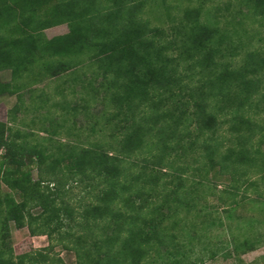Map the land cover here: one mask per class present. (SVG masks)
Returning <instances> with one entry per match:
<instances>
[{
  "label": "trees",
  "instance_id": "trees-1",
  "mask_svg": "<svg viewBox=\"0 0 264 264\" xmlns=\"http://www.w3.org/2000/svg\"><path fill=\"white\" fill-rule=\"evenodd\" d=\"M186 1L183 15L174 22L166 0H0V72L11 73L8 82L0 77V97L16 95L20 101L21 89L68 70L69 62L55 59L86 55L90 66L96 67L94 75L103 79L105 106L112 108L110 114H103L104 124L117 121L111 132L115 154L114 146L105 151L102 144L94 143L71 147L49 163L43 147H27L19 142L23 135L12 129L11 114L18 104L9 111L10 122L0 121V149L4 150L0 188L7 189L0 191V264H64L61 259L47 263L49 255L43 251L52 246L15 255L9 243L11 223L17 229L28 228L31 236H46L74 250L76 264H145L161 256L162 247L169 264H203L197 257L188 260L190 249L184 252L164 224L186 202L176 190L165 193L160 204L150 202L158 193V177L127 173L124 159L146 149L153 170L171 166L166 162L177 152L181 156L198 153L205 173L207 165L219 164L222 172H231L239 182L249 172H264V156L254 149V138L263 127L248 115L263 108L254 104L253 97L261 90L264 56L248 51L241 64L230 66L222 59L235 57L244 48L240 34L219 28L211 21L212 14L204 13L203 22L202 6L190 7L193 0ZM239 4L247 9L249 19L264 20V0H239ZM154 7L164 10L167 28L144 19ZM62 25L68 29L65 35L45 36V30ZM32 66L36 71H29ZM260 97L264 104V93ZM218 113L229 116L230 146L224 152L220 151L223 141L214 137L220 125ZM32 164L39 172L36 180ZM58 173L68 177L67 182L53 184ZM77 177L90 179L96 194L93 202L73 208L64 199L69 193L65 187ZM182 187L179 182L178 188ZM227 194L230 204L235 202V193ZM172 202L178 205L172 207ZM253 223L247 222L246 234L232 235L235 264H243L242 256L264 244V232ZM175 226L176 220L172 229ZM190 239L188 246L195 241ZM223 256L232 254L227 251ZM250 264H264V256Z\"/></svg>",
  "mask_w": 264,
  "mask_h": 264
},
{
  "label": "rangeland",
  "instance_id": "rangeland-1",
  "mask_svg": "<svg viewBox=\"0 0 264 264\" xmlns=\"http://www.w3.org/2000/svg\"><path fill=\"white\" fill-rule=\"evenodd\" d=\"M199 1L193 0L189 6H202L201 20L203 22L206 14H212L211 21L218 23L219 28L234 29L241 36L244 48L238 50L235 57L228 55L222 59L223 61L230 63V66L239 65L248 51H257L264 56V20L246 17L247 9L243 5L240 6L239 0H203L202 4H199ZM166 4L171 7V17L175 19L174 22H177L183 15L187 1L166 0ZM151 10L152 12L143 15L151 25L166 28L170 25L165 23L166 16L163 9L154 7ZM159 15H162L161 21L157 20ZM66 33H68L66 25L56 26L44 32L49 39ZM236 40L235 36L234 41L237 42ZM90 60L86 55H80L77 58L55 59L54 62H69L68 70L55 78L45 77L40 82L21 89L18 93L21 94L20 101L16 95L0 97V121L10 122L9 111L15 104H18L17 111L11 114L15 119L11 125L12 129L18 130L25 136H21L19 142L24 141L27 147L37 146L41 149L43 147V154L47 157L46 163L59 156L62 151H69L71 147L85 148L94 143L102 144L105 151L114 146L112 153L117 152V146L111 136L112 126L117 121L108 122V125L104 124L105 120L102 116L106 112L110 114L112 108L105 106L107 103L103 98L105 93L100 88L103 79L100 75H94L96 67L90 66ZM217 60L220 59L217 58ZM36 68L32 66L29 71H36ZM0 77L8 82L11 79V73L9 70L1 71ZM24 77L28 79L30 76L25 75ZM196 80L193 79L191 84H195ZM186 81L189 80L186 79ZM260 84L261 90L253 97V101L254 104L264 108L263 101H260V93H264L263 76L260 77ZM187 91L188 89L185 90ZM263 108L250 111L248 115L263 127V130L258 132L254 138L256 142L254 149L264 156ZM217 118L220 125L214 137L223 141L220 151L224 152L230 146L229 124L227 123L229 116L218 113ZM191 131L196 134L194 127ZM201 139H203L202 136ZM3 153L4 150L0 149V157ZM176 154H172L166 162L171 165L166 168L156 167L152 170L150 168L151 154L146 152V149L139 150L129 158H125L124 164L127 173L133 176L145 172V175L153 174L158 177L157 196L148 199L153 204H160L164 194L172 190H176L177 197L182 202H186L185 205L178 206L176 217L168 219L164 224L171 229V233L176 236L175 242L182 247L184 252L190 249L187 253L188 260H194L197 257L203 261V264H235L232 235L246 234L250 229L247 224L249 221L254 222L252 227L264 232V172H249L248 176L241 178L238 182L235 177L233 179L231 172H222L220 165L216 163L214 168H209L207 165L208 173L202 171L203 165L201 159L198 158V153L182 156L179 152ZM66 163L61 164L62 168ZM36 166L32 164L30 167L34 180L39 177ZM199 168L200 170H197ZM242 169L244 168L241 167L238 171ZM67 178H64L62 173L53 175V184L58 180L67 182ZM72 181L68 180L65 188L69 193L64 197L70 207L77 208L80 204L94 201L93 195L96 194V189L90 179L84 177L78 181L77 177V181L76 179L75 182ZM121 181L124 182V180ZM179 182L183 183L181 189L178 188ZM145 188L148 189V187ZM0 191H7V189L2 186ZM231 192L235 193L236 199L232 204L227 194ZM177 205V203H171L172 207ZM203 215L206 218H203ZM174 220L178 222V226L172 229ZM201 222L204 225L203 230ZM209 222H214V224L211 225ZM195 224L196 226H193ZM9 228V243L15 255L33 254L37 250L52 246L50 250L43 251L44 254L49 255L47 263L61 259L64 264H76L77 257L74 250L64 249L62 244H54L55 241H50L46 236H31L28 228L17 229L12 223ZM191 237L195 241L188 246L187 241L191 240ZM242 238L243 236H240V239ZM262 245L256 251L242 256L243 264H250L263 257L264 244ZM165 251L164 247L159 248L161 256L149 258L145 264H169L171 259ZM227 251L232 256L224 258L223 255ZM211 252H216V256L211 257Z\"/></svg>",
  "mask_w": 264,
  "mask_h": 264
}]
</instances>
